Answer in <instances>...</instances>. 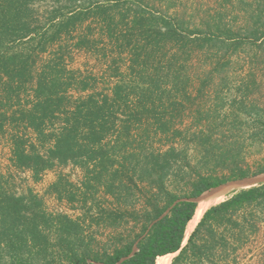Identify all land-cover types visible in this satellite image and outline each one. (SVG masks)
<instances>
[{"label": "rangeland", "instance_id": "obj_1", "mask_svg": "<svg viewBox=\"0 0 264 264\" xmlns=\"http://www.w3.org/2000/svg\"><path fill=\"white\" fill-rule=\"evenodd\" d=\"M62 13H75L76 22L56 34L59 21L67 16L52 18ZM136 15L142 19L140 28L132 24ZM29 17L35 34L12 41L3 35L2 49L34 48L31 73L36 79L42 71L62 70L74 76L75 83L86 78L94 89L109 93L121 82L127 104L122 105L126 114L120 111L119 116L131 124L130 134L121 135L128 137L129 156L140 151L139 159L151 161L149 174L143 175L146 186L158 187L163 175L165 186L183 195L200 177L220 181L241 172H262L264 0H42L31 4ZM166 25L173 27L174 37L163 34ZM15 85L2 75L0 113L33 98L27 82L19 96L6 100V89ZM87 93L69 94L73 101ZM133 112L138 118H130ZM12 118L0 116V172L8 188L18 194L31 189L46 210L77 215L68 196L87 178L84 169L72 162L57 163L35 180L30 170L14 167L11 139L23 129ZM28 133L36 141L32 131ZM117 139V132L109 134L108 146ZM169 150L170 162L164 164L160 155ZM155 156L160 157L154 160ZM129 171L140 179V167L136 174L134 168ZM127 175L124 184H133ZM136 199L123 198L122 204ZM257 241L264 246V233ZM261 252L254 249L243 255L241 263L264 264Z\"/></svg>", "mask_w": 264, "mask_h": 264}, {"label": "trees", "instance_id": "obj_2", "mask_svg": "<svg viewBox=\"0 0 264 264\" xmlns=\"http://www.w3.org/2000/svg\"><path fill=\"white\" fill-rule=\"evenodd\" d=\"M37 1L42 0H0L1 42L3 35L12 41L35 34L29 13ZM74 14L53 16L52 21L67 16L59 21L56 34L75 24ZM132 19L133 27L143 25L141 17ZM163 34L174 37L175 30L166 25ZM33 51L29 47L4 51L0 44V80L3 75L16 84L6 89V100L19 96L27 82L33 88L32 99L16 110L5 107L0 113L1 120L13 116V121L22 124L23 131L11 139L13 166L30 170L36 180L57 163L72 162L84 169L87 178L68 196L71 208L78 212L74 216L46 210L31 189L22 194L10 190L6 175L0 172V264H117L133 251L139 238L137 251L120 264H156L159 256L169 253H178L171 264H242L243 255L254 249L264 254L263 244L257 241L264 233V183L232 191L209 207L183 245L198 205L181 199L198 196L226 180L200 177L183 195L167 188L163 175L158 187L146 186L143 175L149 174L151 161L149 157L146 162L139 159L140 151L129 156L128 137L122 136L130 134L131 126L119 116L120 111L126 114L122 110L127 104L125 86L118 82L111 93L98 91L86 78L75 83L74 76L64 75L62 70H55L56 74L42 71L33 78ZM70 91L89 93L71 101ZM137 114L130 113V118H138ZM28 130L37 142L30 139ZM115 132L118 139L109 147L106 138ZM160 156L169 164L170 150ZM139 167L140 179L135 180L129 170L134 168L136 174ZM125 174L133 184H124ZM246 175L241 172L238 177ZM130 196L138 199L122 204Z\"/></svg>", "mask_w": 264, "mask_h": 264}, {"label": "water", "instance_id": "obj_3", "mask_svg": "<svg viewBox=\"0 0 264 264\" xmlns=\"http://www.w3.org/2000/svg\"><path fill=\"white\" fill-rule=\"evenodd\" d=\"M263 183H264V171L260 172V173L250 174V175H246V176H242V177H236V178L226 180L225 182H222L217 186L211 187V188L203 191L198 196L190 197V198H182L181 200L195 201L198 205L201 201L213 196L216 193L225 194V193H229V192H232L235 190L260 185ZM139 240H140V238L137 239V241L135 242L134 247H133V251L128 256L122 257L117 262V264H120L122 261H124L128 257L132 256L137 251Z\"/></svg>", "mask_w": 264, "mask_h": 264}, {"label": "bare ground", "instance_id": "obj_4", "mask_svg": "<svg viewBox=\"0 0 264 264\" xmlns=\"http://www.w3.org/2000/svg\"><path fill=\"white\" fill-rule=\"evenodd\" d=\"M224 194L222 193H216L213 196L201 201L196 209V213L194 214V218L191 219V221L188 223L187 228H186V236H188L191 231L195 228V226L198 224L200 219L202 218L203 214L207 210L208 207L211 205H215L221 201H223ZM174 255V253H169L166 255L159 256L157 258V263L156 264H170L171 257Z\"/></svg>", "mask_w": 264, "mask_h": 264}]
</instances>
